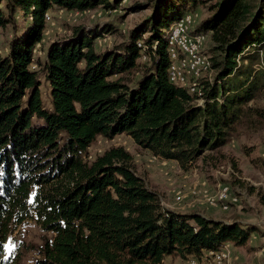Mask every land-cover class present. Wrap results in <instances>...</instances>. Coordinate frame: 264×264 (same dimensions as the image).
Returning <instances> with one entry per match:
<instances>
[{"label":"trees","instance_id":"16d2710c","mask_svg":"<svg viewBox=\"0 0 264 264\" xmlns=\"http://www.w3.org/2000/svg\"><path fill=\"white\" fill-rule=\"evenodd\" d=\"M123 1L0 0V29L12 30L0 45V264H26L32 252L29 264H163L264 237L254 224L164 208L123 146L87 159L99 138L127 135L183 170L200 159L217 166L240 131L262 130L264 0H215L190 30L210 35L214 73L194 93L169 80L170 30L207 0L137 3L151 14L120 43L98 51L114 25L79 27L35 59L47 12L112 11ZM21 19L32 25L24 29ZM133 72L129 84L125 75ZM28 221L44 233L41 243L9 250V238Z\"/></svg>","mask_w":264,"mask_h":264},{"label":"rangeland","instance_id":"374dc122","mask_svg":"<svg viewBox=\"0 0 264 264\" xmlns=\"http://www.w3.org/2000/svg\"><path fill=\"white\" fill-rule=\"evenodd\" d=\"M150 1L124 0L112 11L104 8L89 11L53 9L50 16L51 21L45 20L43 40L36 47L35 59L44 60L51 44L71 38L74 30L79 27H104L107 23L114 25L116 30L112 35H106L97 41L98 51L120 43L130 30L151 14L150 9L136 10L135 4H147ZM213 3L215 0H207L205 4L191 8L193 14H187L178 22L180 27L182 24L186 34H190L192 28L208 17L209 7ZM19 22L24 29L32 25L23 19ZM177 24L171 30L177 28ZM11 34V27L0 29V45L4 48ZM202 36L204 40L200 54L212 60L210 35ZM141 62L147 63L148 58L142 57ZM32 69L37 70V65ZM213 76L214 73L210 69L203 70L200 73V83L202 84L204 79L213 78ZM137 77L136 72L125 75L126 82L129 84H134ZM41 82L43 101L49 107V88L43 79ZM257 104L264 107V95L257 100ZM112 146H123L133 154L138 174L143 176L150 188L160 195V204L164 208L170 209L169 203L171 202L172 211L200 213L213 219L221 218L254 224L259 226L264 233V128L256 133L240 131V135L223 150L225 158L220 159L217 166L204 164L200 159L189 170H183L177 165H169L167 161L141 150L127 135L118 136L113 140L99 138L88 150L87 159L93 160ZM219 184H229L232 188L227 207H224L225 203L220 199ZM43 235L44 233L35 222L28 221L14 231L9 238L8 249L13 250L16 244L21 242L26 245H39ZM220 250L226 257L224 264H264V237L259 233L253 234L246 246L237 247L232 243H227ZM34 257V252L29 253L25 259L26 264L32 263ZM188 260L185 261L178 256H169L165 258L163 264H188ZM197 261L198 264H204L207 260L197 259ZM205 264H210V262Z\"/></svg>","mask_w":264,"mask_h":264},{"label":"bare ground","instance_id":"6f19581e","mask_svg":"<svg viewBox=\"0 0 264 264\" xmlns=\"http://www.w3.org/2000/svg\"><path fill=\"white\" fill-rule=\"evenodd\" d=\"M48 22L51 21L50 15H45ZM177 24V28L171 30L169 39V51L171 64L169 67V80L181 87L188 88L191 93L199 89L200 73L210 69L212 62L208 57L202 56L201 44L204 40L202 35L189 36L183 31L182 24ZM191 44V45H190ZM219 195L222 202L227 207V201L231 198L232 188L229 184H219ZM205 254V255H204ZM200 258L207 260L210 264H224L225 254L222 250H211L205 252ZM188 264H198L197 259H189ZM205 262V263H206ZM204 263V264H205Z\"/></svg>","mask_w":264,"mask_h":264},{"label":"crops","instance_id":"0c3cea01","mask_svg":"<svg viewBox=\"0 0 264 264\" xmlns=\"http://www.w3.org/2000/svg\"><path fill=\"white\" fill-rule=\"evenodd\" d=\"M148 152V151H147ZM148 153H150V152H148ZM168 164L169 165H177V167H180L179 166V164L177 163V162H175V161H168ZM167 200V199H166ZM169 201V200H168ZM170 202V201H169ZM171 203V202H170ZM169 203V207H170V210H171V208L173 207V206H171V204ZM174 205V204H173ZM176 209V208H175ZM178 211V210H177ZM216 212V211H215ZM216 220H224V221H228V220H225V219H219V218H215ZM231 247V246H230ZM230 249V248H229Z\"/></svg>","mask_w":264,"mask_h":264},{"label":"built area","instance_id":"2783aa9c","mask_svg":"<svg viewBox=\"0 0 264 264\" xmlns=\"http://www.w3.org/2000/svg\"><path fill=\"white\" fill-rule=\"evenodd\" d=\"M52 13H49V12H47V15H51ZM191 45V44H190ZM174 82H175V77L173 78V84L172 85H174ZM165 164H167V163H165ZM232 204H234V202H232ZM191 260H192V258H191Z\"/></svg>","mask_w":264,"mask_h":264}]
</instances>
